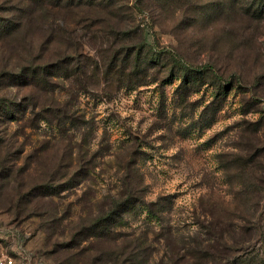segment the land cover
<instances>
[{
	"label": "rangeland",
	"instance_id": "1",
	"mask_svg": "<svg viewBox=\"0 0 264 264\" xmlns=\"http://www.w3.org/2000/svg\"><path fill=\"white\" fill-rule=\"evenodd\" d=\"M102 1L0 37V257L217 264L213 210L264 256V0Z\"/></svg>",
	"mask_w": 264,
	"mask_h": 264
},
{
	"label": "trees",
	"instance_id": "2",
	"mask_svg": "<svg viewBox=\"0 0 264 264\" xmlns=\"http://www.w3.org/2000/svg\"><path fill=\"white\" fill-rule=\"evenodd\" d=\"M98 0H0V10L5 14L0 17V37L6 39L9 36H12L16 33L22 32L27 29L29 24H34L37 22V19H41L46 22L48 20L55 22L60 17H65L66 15L72 13L75 10L91 11L92 8L99 10L101 5L104 2H97ZM1 12V11H0ZM65 20V19H64ZM43 22V23H44ZM143 34L139 37L141 38V47L138 51H132L129 55L131 58L135 54V58L138 60V63L142 62V54L144 51L145 41L142 38ZM26 37L20 38V42H26ZM4 43L1 46H11V41H3ZM31 40L29 41V43ZM33 44V43H32ZM31 44V45H32ZM15 45V44H14ZM207 66V65H206ZM25 81L29 85L33 83L35 86H40L42 79V73L40 70H34L33 72L28 71L27 73L22 74ZM46 83V81H43ZM244 165L248 168V165ZM226 210L219 213L216 219L214 218L216 211L207 212L206 214L210 215L209 222L206 223L202 221V228L215 231V243L216 246H211L216 250L215 254H212L215 258V263L221 262V264H264V256L258 253L252 257H247L248 252L238 253L232 257L228 252V243L227 238L230 237L234 240V243L239 245L243 240V232L241 233L238 228L242 229L244 232H249L251 235L255 236V239L259 237L258 234H261V226L257 223L253 228L240 227V224L237 220L227 217ZM217 215V214H216ZM226 215V216H225ZM220 216V217H219ZM251 219H249L250 221ZM264 234V232H263ZM239 235V236H238ZM229 239V238H228ZM203 245V244H202ZM220 246L223 248L220 250ZM203 248V247H202ZM228 248V249H227ZM252 252V251H250ZM204 257L202 255V264H205ZM175 264V263H174ZM201 264V263H200Z\"/></svg>",
	"mask_w": 264,
	"mask_h": 264
},
{
	"label": "built area",
	"instance_id": "3",
	"mask_svg": "<svg viewBox=\"0 0 264 264\" xmlns=\"http://www.w3.org/2000/svg\"><path fill=\"white\" fill-rule=\"evenodd\" d=\"M14 260L12 257L8 256H1L0 257V264H13Z\"/></svg>",
	"mask_w": 264,
	"mask_h": 264
}]
</instances>
